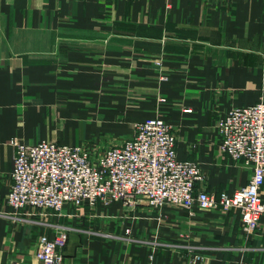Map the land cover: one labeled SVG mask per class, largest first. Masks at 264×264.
Listing matches in <instances>:
<instances>
[{"label":"crops","instance_id":"1","mask_svg":"<svg viewBox=\"0 0 264 264\" xmlns=\"http://www.w3.org/2000/svg\"><path fill=\"white\" fill-rule=\"evenodd\" d=\"M260 101L264 0H0V264H43L40 236L60 225L63 264H264V215L248 232L238 208L142 201L56 214L6 201L15 141L97 153L156 115L174 127L177 157L201 167L197 188L233 193L252 167L221 149L217 124Z\"/></svg>","mask_w":264,"mask_h":264},{"label":"built area","instance_id":"2","mask_svg":"<svg viewBox=\"0 0 264 264\" xmlns=\"http://www.w3.org/2000/svg\"><path fill=\"white\" fill-rule=\"evenodd\" d=\"M217 130L221 149L252 167L249 182L233 193L218 196L197 188L205 179L201 167L177 157L174 127L156 115L136 123L124 143L97 153L48 140L15 141L6 201L15 211L56 214L68 207L96 208L112 202L131 207L142 201L154 208L170 204L190 212L238 208L243 229L252 232L264 215V101L232 107L219 119ZM69 234L70 227L60 225L54 235H41L37 258L43 264H63Z\"/></svg>","mask_w":264,"mask_h":264},{"label":"rangeland","instance_id":"3","mask_svg":"<svg viewBox=\"0 0 264 264\" xmlns=\"http://www.w3.org/2000/svg\"><path fill=\"white\" fill-rule=\"evenodd\" d=\"M98 152H100V150Z\"/></svg>","mask_w":264,"mask_h":264}]
</instances>
